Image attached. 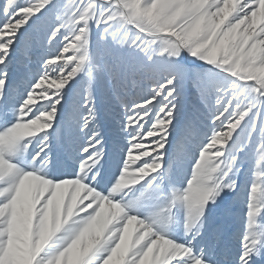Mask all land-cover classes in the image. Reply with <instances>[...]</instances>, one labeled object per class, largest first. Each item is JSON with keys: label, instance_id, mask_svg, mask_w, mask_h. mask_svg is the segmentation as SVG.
<instances>
[{"label": "snow or ice", "instance_id": "6c2138e0", "mask_svg": "<svg viewBox=\"0 0 264 264\" xmlns=\"http://www.w3.org/2000/svg\"><path fill=\"white\" fill-rule=\"evenodd\" d=\"M0 264H264V0H0Z\"/></svg>", "mask_w": 264, "mask_h": 264}]
</instances>
